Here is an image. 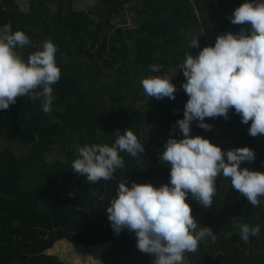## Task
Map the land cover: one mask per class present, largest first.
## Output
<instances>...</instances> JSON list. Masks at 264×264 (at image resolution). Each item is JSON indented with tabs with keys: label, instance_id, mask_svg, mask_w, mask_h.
Instances as JSON below:
<instances>
[{
	"label": "trees",
	"instance_id": "1",
	"mask_svg": "<svg viewBox=\"0 0 264 264\" xmlns=\"http://www.w3.org/2000/svg\"><path fill=\"white\" fill-rule=\"evenodd\" d=\"M75 2L28 0L22 9V0H0V31L21 30L29 38L15 49L21 58L26 61L50 40L60 69L50 111L42 110V98L27 95L0 109V264H66L57 253L62 240L74 246V263L92 252L102 264H153L154 255L136 247L134 231L114 232L106 209L120 183H168L170 165L160 155L170 135L182 138L178 127L172 129L188 96L181 88L174 99L144 102L141 80L153 65L162 71L182 65L186 53L213 45L219 34L250 29L229 19L244 0H95L81 9ZM132 3L143 20L137 27H115L113 16ZM193 34L199 47L191 49ZM204 119L211 128L193 121L191 136L208 138L222 150L247 146L254 159L240 167L264 172V134L249 135L251 121L242 123L231 108L227 118ZM127 128L144 145L143 154L120 152L123 167L107 181L92 183L73 171V144L111 146ZM54 145L66 151L65 160L47 158ZM215 189L207 208L186 197L198 229L209 227L216 239H201L196 251L183 254L182 264H264V197L252 206L223 175L215 178ZM239 224L259 225V234L245 242Z\"/></svg>",
	"mask_w": 264,
	"mask_h": 264
},
{
	"label": "clouds",
	"instance_id": "2",
	"mask_svg": "<svg viewBox=\"0 0 264 264\" xmlns=\"http://www.w3.org/2000/svg\"><path fill=\"white\" fill-rule=\"evenodd\" d=\"M233 24H250L238 33L217 35L213 45H206L196 54H185L180 69L181 83L188 99L183 118L174 122L182 138L170 135L160 158L169 167L168 183L159 187L151 183L118 185L117 194L106 209L110 226L116 234L123 229L134 231L138 250L153 254V264H182L185 252L197 250L198 242L216 234L207 227L198 229L186 197L209 207L215 194V178H230L232 187L252 205L264 197V172L241 168V162L252 161L254 151L247 146L222 150L200 135L191 136V123L209 130L205 117L227 118L229 109L239 114L242 123L251 121L248 134H264V0H244L229 17ZM247 31V34H246ZM199 37L189 41L191 49L199 47ZM29 43L28 36L16 30L0 36V109H7L16 97L42 98V110L48 112L55 97L52 87L60 78L56 65V47L46 40L27 60L17 54L18 47ZM159 66L153 65L156 72ZM144 102L148 98L174 99L176 86L167 77L154 75L141 80ZM145 151L129 128L117 134L114 143L84 145L72 162L75 173L85 175L95 183L110 179L123 167L120 152L133 157ZM240 237L245 242L257 236L260 226L239 224Z\"/></svg>",
	"mask_w": 264,
	"mask_h": 264
},
{
	"label": "rangeland",
	"instance_id": "3",
	"mask_svg": "<svg viewBox=\"0 0 264 264\" xmlns=\"http://www.w3.org/2000/svg\"><path fill=\"white\" fill-rule=\"evenodd\" d=\"M76 4H80V6L82 7H85V6H92L94 5V2L95 0H76ZM74 5V4H73ZM22 6V9H27L28 8V0H27V4L24 3L21 5ZM79 6H75V9H78ZM135 5L132 3L130 4L129 6L126 5L124 7L123 10H121L120 14L118 15H114L113 18L111 19V23L115 26V27H119V26H124V27H130V28H133V27H137L140 22L143 20V18L140 16V15H137L135 13ZM95 11V10H93ZM93 17H95V20L96 22L100 21L101 18L99 19V16L98 14L94 13ZM8 32L5 31V30H1L0 31V36H3L4 34H7ZM114 33V29L111 27V28H107V38H110ZM194 36L193 35H190V37L192 38ZM136 37V36H135ZM134 37H132V40L131 39H128L127 40V47L128 49H130V47L132 46L131 44H134L135 43V39ZM18 55H20L19 52H17ZM181 65H178V66H175L173 68H169L168 70H165V71H162L161 70V67H159L160 69H158L156 72H154L152 70V73H148L146 74V78L148 77H151V76H154V75H161L162 77H167L171 80V82L176 86V91H175V94L177 93L178 90L181 89V83L185 80V77L183 76V73H182V70L180 69ZM160 70V71H159ZM145 74V73H143ZM174 94V95H175ZM6 143L8 145H10L9 143H11V145H13L12 142H6V140L4 141V144L6 145ZM73 146L75 147L74 148V151H76V153L78 154V145L77 144H73ZM65 153L66 151L63 149V148H60L59 146L57 145H54L53 146V149L51 152L48 153L47 155V158L49 160H65ZM69 242L65 241V240H62L61 243L57 244L58 245H61V246H58L57 247V253L60 255L61 258L64 259V262H68V264H70V262L72 261V258L74 257V253H76L74 251V246L71 244H69V248L65 247ZM77 261L79 262V264H86L84 261H83V258L82 257H78ZM72 264V263H71Z\"/></svg>",
	"mask_w": 264,
	"mask_h": 264
},
{
	"label": "crops",
	"instance_id": "4",
	"mask_svg": "<svg viewBox=\"0 0 264 264\" xmlns=\"http://www.w3.org/2000/svg\"><path fill=\"white\" fill-rule=\"evenodd\" d=\"M24 1H25V3L27 4V0H22V3H21L20 5H22V4L24 3ZM19 2H20V1H19ZM74 4H76V2H75ZM75 6H79L78 9H81V8H82V6H80L79 4H78V5H75ZM21 8H22V6H21ZM91 253H92V252H91ZM91 253L86 254V255H87V258H83V261H84L86 264H89V263H88L89 261H96L97 264H102V263L100 262V260H98V258L92 256ZM74 260L76 261V263H74V261L72 260V264H79V262H78L75 258H74ZM67 263H68V262H66V264H67Z\"/></svg>",
	"mask_w": 264,
	"mask_h": 264
}]
</instances>
